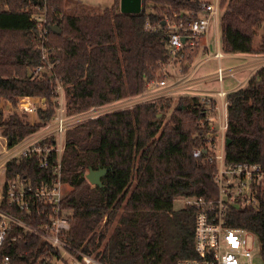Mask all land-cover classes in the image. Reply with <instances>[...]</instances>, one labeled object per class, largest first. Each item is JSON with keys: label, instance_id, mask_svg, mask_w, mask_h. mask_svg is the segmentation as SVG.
Segmentation results:
<instances>
[{"label": "trees", "instance_id": "trees-1", "mask_svg": "<svg viewBox=\"0 0 264 264\" xmlns=\"http://www.w3.org/2000/svg\"><path fill=\"white\" fill-rule=\"evenodd\" d=\"M46 1L48 25L60 29L59 35L49 32L58 60L52 79L32 76L40 63L38 31L30 20L35 0H0V100L14 108L7 117L0 110V132L8 147L38 132L54 115L57 81L68 117L138 97L146 85L161 81L160 67L168 62L161 27L164 14L171 13L166 8L187 10L196 3L141 0L140 12L127 14L114 0L97 14L68 15L65 0ZM220 10L222 52L264 55V36L254 44L264 23V0H220ZM146 23L158 30L146 29ZM22 97L46 101L48 108L38 110L32 124L15 110ZM174 100L160 96L67 129L62 208L70 218L67 238L73 247L104 264H177L196 257L197 211L184 205L174 209V201L216 196L215 166L192 152L215 143L211 123L217 111L198 96ZM225 101V163L264 166V67L243 88L227 93ZM89 168L108 169L102 187L88 183ZM6 172L44 174L27 161L8 163ZM256 196L258 209L232 206L226 219L256 236L258 256L264 259V187ZM37 245L28 238L7 244L5 253L15 264H28L24 252L33 254Z\"/></svg>", "mask_w": 264, "mask_h": 264}, {"label": "built area", "instance_id": "built-area-1", "mask_svg": "<svg viewBox=\"0 0 264 264\" xmlns=\"http://www.w3.org/2000/svg\"><path fill=\"white\" fill-rule=\"evenodd\" d=\"M37 1H42V5H37ZM195 2L194 8L187 10L166 8L171 13H165L161 21L168 58V62L160 67L163 79L146 85L144 96L136 97V102L151 100V95L146 94L151 89L167 87L166 78L170 76L167 67L175 69V76L183 74L192 55L202 47L203 38L212 27L218 29L220 0ZM30 10V20L35 23L38 31L36 48L40 53V63L32 71V76L52 79L55 77L54 68L58 60L49 44L51 29L47 19V1L35 0ZM146 29L158 30L149 23H146ZM213 56L219 60L221 53L217 51ZM224 76L225 72L218 67L216 80L221 83ZM180 85L181 82H175L169 91L178 90ZM55 95L54 115L38 132L12 147L7 146L6 139L0 133V264H15L5 253L7 244L28 238H35L38 243L33 254L24 252L25 256L30 257L28 264H104L72 246L67 238L70 218L62 208V153L66 131L81 117H90L93 111L91 114L68 117L65 113L63 88L58 81ZM226 95L225 91L219 89L215 96L202 98V102L215 104L221 118V135L219 139L215 137V143L208 144L206 149H194L192 155L194 158L203 157L201 159L215 166L213 181L217 193L210 200L199 197L183 199L184 206L193 207L197 211L194 224L196 257L180 260L177 264H256L258 239L241 227L230 226L226 217L232 206L248 205L258 209L256 194L258 187H264V166L246 162L225 163ZM46 108L45 99L22 97L18 99L15 110L26 118ZM13 161H27L28 166L35 165L44 174L29 176L22 172H12L8 175L7 164Z\"/></svg>", "mask_w": 264, "mask_h": 264}, {"label": "rangeland", "instance_id": "rangeland-1", "mask_svg": "<svg viewBox=\"0 0 264 264\" xmlns=\"http://www.w3.org/2000/svg\"><path fill=\"white\" fill-rule=\"evenodd\" d=\"M113 2H114V0H65L64 12L67 13L68 15L97 14V13H100L104 8L110 7L113 4ZM217 28L218 29H215V27H212L208 33V36H207V40L209 43V49L212 53L216 52L217 48H218V50H221L220 25H219V23H218ZM261 36H264V23H262V25L258 31V34L254 38V44L255 45H257L259 43ZM217 44H219V47H217ZM221 52H222V50H221ZM201 58H202V55H200L194 62H192L190 67L186 68L187 72H191L193 70V68L198 64V62H200ZM239 62L240 61H238L234 56H225L224 55L221 58L222 69L224 71H227V73H228V75H226L223 78V83L221 85L225 92H229L230 88H232V86H234V84H236V79H238L242 75V74H239V72H240L239 70H236L233 68V67H237L239 65ZM215 65H216L215 61H214V63L213 62L205 63L202 67V70L212 68V70L214 72H216ZM228 70L231 72V74H229ZM232 70H235V71H232ZM167 72L170 75L167 77V86H171L175 81L180 80L184 76H186V73L185 74L184 73L183 74L178 73L175 76V69L171 68L170 66L167 67ZM213 88L215 89V91L219 90V88H220L219 83L215 82L213 84ZM141 96H144V94L140 95V97ZM135 98H127V99L120 100V101L114 102L112 104L103 106V107L93 108V109L89 110L87 113H85V114H91V112L93 111L90 117L86 116L85 119L83 117H81L80 118L81 120H79L78 122H76L72 126L79 124V123H81L87 119L96 118V117L101 116V115L106 114V113L121 110L124 108H131L134 105L140 103V102H136V100H134ZM178 98L179 97H177L174 100V103H176V100ZM155 99L156 98H153L152 100H155ZM0 110L2 111L4 117H7L12 112L11 109L9 108V106L7 105V103L3 102L2 100H0ZM220 123H221V118H219L218 115L213 119V121L211 123L212 127L215 128V134L217 136V139H219V137L221 135V131L219 128ZM182 206H183V199H176L174 201V209L182 208ZM255 261H256V264H264V259H262V257H260V255L257 256Z\"/></svg>", "mask_w": 264, "mask_h": 264}, {"label": "crops", "instance_id": "crops-1", "mask_svg": "<svg viewBox=\"0 0 264 264\" xmlns=\"http://www.w3.org/2000/svg\"><path fill=\"white\" fill-rule=\"evenodd\" d=\"M207 36L203 38L202 47L195 53V56L191 61V63L194 62L200 55H202L200 62H198V64L193 68L191 72H187V70H185L184 74L186 73V76H184L180 80L175 81V82H181V85L179 86L178 90L169 91V88L173 86L175 82L171 86H167L166 88H163V89H155V88H154L155 90L151 89V91L146 93L147 95H151V97L149 96L151 100L153 98H157L161 96L162 94L163 96L172 97L174 99H176L179 96H198L201 99L203 97L215 96V93L218 90L215 91V89L213 88V84L215 82L219 83L216 80V72H217L218 67L222 69L221 58L224 55L234 56L238 61H240L239 65L233 68L236 70H239L240 71L239 74H242L238 79H236V84H234V86L230 88V91L226 93H230L235 90L243 88L246 85L248 79L251 76H253L259 68L264 67V55L224 54L221 52V50H218L217 48V51L221 53V58L218 60L217 58L213 56L217 51L212 53L209 49V43L207 40ZM217 47H219V44H217ZM207 48L209 49L208 51H207ZM208 52H210V54H208ZM214 61L216 63L215 65L216 72H214L212 68L202 70V67L205 63H208V62L214 63ZM191 63L190 64L188 63L186 68L190 67ZM232 71H235V70H232ZM224 72H225V76L228 75L227 71H224ZM229 74H231L230 71H229ZM166 82H167V78H166ZM222 83H223V80L221 83H219V86H220L219 89L223 90L221 86ZM7 105L9 106L11 111L14 109L9 103H7ZM217 115L218 117L220 116L219 112L217 113ZM36 119H37V113L28 115L26 117V120L30 121V123H33Z\"/></svg>", "mask_w": 264, "mask_h": 264}, {"label": "water", "instance_id": "water-1", "mask_svg": "<svg viewBox=\"0 0 264 264\" xmlns=\"http://www.w3.org/2000/svg\"><path fill=\"white\" fill-rule=\"evenodd\" d=\"M119 10L121 13L137 14L141 10V0H119ZM54 34H60V29L56 26H50ZM187 66V65H186ZM228 145V141H226ZM108 169L93 170L88 169L85 178L92 186L102 187L101 179L106 176Z\"/></svg>", "mask_w": 264, "mask_h": 264}]
</instances>
